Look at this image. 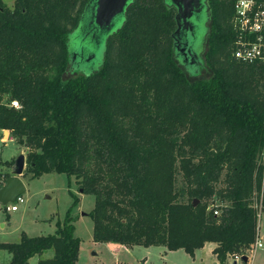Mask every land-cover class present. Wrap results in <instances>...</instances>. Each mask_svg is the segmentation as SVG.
<instances>
[{"label": "trees", "instance_id": "obj_1", "mask_svg": "<svg viewBox=\"0 0 264 264\" xmlns=\"http://www.w3.org/2000/svg\"><path fill=\"white\" fill-rule=\"evenodd\" d=\"M235 1L207 0V79L176 59V11L164 0H132L100 69L66 79L68 36L88 0H0V131L25 152L22 176L63 173L94 197L93 242L190 256L213 243L217 264L255 243L264 63L232 57ZM79 248L69 212L53 235L0 244L9 264L47 250L38 264H76Z\"/></svg>", "mask_w": 264, "mask_h": 264}, {"label": "rangeland", "instance_id": "obj_2", "mask_svg": "<svg viewBox=\"0 0 264 264\" xmlns=\"http://www.w3.org/2000/svg\"><path fill=\"white\" fill-rule=\"evenodd\" d=\"M9 8L15 0H1ZM201 1L200 12L196 15L195 49L203 61V52L207 49L206 32L208 14L206 0ZM95 5L90 0L83 8L78 26L69 34L67 42L68 71L65 78L78 75H89L100 69L104 59V49L109 34L118 30L122 19L113 21L109 33L90 31L91 8ZM187 72V68L183 66ZM198 79H207L211 72L204 67L198 71ZM18 146L13 142L0 143V174L11 176L14 161L21 155ZM25 156V152L22 153ZM15 156L14 159H12ZM264 159V157H263ZM13 161V165L10 163ZM26 169V163H25ZM24 173V172H23ZM25 186L21 195L23 203L18 204L15 212L5 211L0 205V244L18 243L21 234L28 237L53 235L57 224L63 223L67 213L72 217L74 237L80 240L78 260L76 264H214L211 253V244H206L196 250L193 256L183 250L164 251L162 247H123L112 243H95L92 240L93 222L89 214L94 208L95 199L91 195L78 192V186L73 177L63 173L44 174L38 178H31L30 174L20 177ZM180 185L178 178L177 186ZM75 194L79 202L72 206ZM257 235L261 239L262 248L246 253L247 263L237 264H264V213L257 218ZM52 250L45 251L40 256H34L28 264H38L39 260L51 258ZM11 256L0 250V264H9ZM237 258V257H236ZM235 257H230L225 264H233Z\"/></svg>", "mask_w": 264, "mask_h": 264}, {"label": "water", "instance_id": "obj_3", "mask_svg": "<svg viewBox=\"0 0 264 264\" xmlns=\"http://www.w3.org/2000/svg\"><path fill=\"white\" fill-rule=\"evenodd\" d=\"M89 1L90 0H88V3ZM94 1L95 5H93V7L91 8L90 14V31L109 33L115 19L121 18L123 23L125 10L132 0ZM164 1L167 5L173 7L176 11L174 17L176 29L172 34L175 57L182 66H185L187 68L188 71L198 73L199 69L202 66V58L195 49V28L193 21L195 20L196 15L200 12L201 1ZM206 10L208 14L207 0ZM181 39H183V41ZM4 133L8 135V131L4 130ZM24 170L25 156L21 154L14 161L12 175L5 179L4 185L0 186V205L4 206L10 202H14L17 197L21 196L25 192V186L20 179V177L23 175ZM195 204L196 201L194 205ZM241 260L246 263L247 257H242ZM233 264H235V262Z\"/></svg>", "mask_w": 264, "mask_h": 264}, {"label": "built area", "instance_id": "obj_4", "mask_svg": "<svg viewBox=\"0 0 264 264\" xmlns=\"http://www.w3.org/2000/svg\"><path fill=\"white\" fill-rule=\"evenodd\" d=\"M231 24L236 33L232 57L243 64L264 63V0H236L233 5ZM10 106L19 108L17 101H12ZM4 181V177L0 179V186L4 185ZM20 203H23L21 196L3 207L5 211L15 212ZM213 214L218 215V211H214ZM259 248H262V243L257 235L255 243L248 252H254ZM236 257L235 264L242 261V257Z\"/></svg>", "mask_w": 264, "mask_h": 264}, {"label": "crops", "instance_id": "obj_5", "mask_svg": "<svg viewBox=\"0 0 264 264\" xmlns=\"http://www.w3.org/2000/svg\"><path fill=\"white\" fill-rule=\"evenodd\" d=\"M10 141H12V139L10 138V134H9V132H8V135H6L5 133H4V131H0V143H2V144H6V142H10ZM20 150V154H22V153H24V150H21V149H19ZM15 158V156L12 158V159H14ZM206 244H211L212 245V249H211V253H212V251L215 249V247H216V245L215 244H213V243H206ZM205 244V245H206ZM124 247V246H123ZM126 248V247H125ZM162 249H164V251H166L167 252V250L164 248V247H162ZM212 258H213V260H214V264H217V260H216V257H215V255L212 253ZM229 259V258H228ZM227 259V260H228ZM247 261H248V259H247Z\"/></svg>", "mask_w": 264, "mask_h": 264}, {"label": "flooded vegetation", "instance_id": "obj_6", "mask_svg": "<svg viewBox=\"0 0 264 264\" xmlns=\"http://www.w3.org/2000/svg\"><path fill=\"white\" fill-rule=\"evenodd\" d=\"M183 41V39H181Z\"/></svg>", "mask_w": 264, "mask_h": 264}]
</instances>
